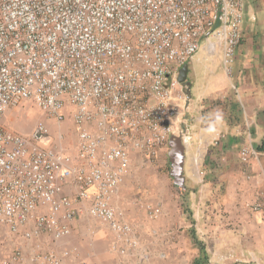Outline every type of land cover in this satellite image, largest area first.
Returning a JSON list of instances; mask_svg holds the SVG:
<instances>
[{
	"label": "built area",
	"instance_id": "obj_1",
	"mask_svg": "<svg viewBox=\"0 0 264 264\" xmlns=\"http://www.w3.org/2000/svg\"><path fill=\"white\" fill-rule=\"evenodd\" d=\"M243 22V0H0V229L58 244L79 217L93 218L117 235L113 252L137 250L113 204L132 156L154 161L172 139L190 89L180 73L203 42L231 75ZM27 102L58 126L71 119L75 154L46 121L29 135L1 125ZM252 154L244 148L242 161ZM73 254L13 247L1 264H67Z\"/></svg>",
	"mask_w": 264,
	"mask_h": 264
},
{
	"label": "crops",
	"instance_id": "obj_2",
	"mask_svg": "<svg viewBox=\"0 0 264 264\" xmlns=\"http://www.w3.org/2000/svg\"><path fill=\"white\" fill-rule=\"evenodd\" d=\"M243 2L242 41L231 75L222 67L221 53H211L203 42L187 65L190 89L172 120V139L154 161L132 156L113 200L115 207L126 212L139 248L128 256L113 252L117 235L103 222L82 217L73 223L71 235L58 244L44 234L26 240L1 228L2 236L9 234L4 237L6 246L25 253L75 250L67 264H264V0ZM16 110L6 112L2 125L29 135L34 126L22 132ZM42 119L49 118L43 114ZM49 124L56 123L51 120ZM59 128L62 131L66 126L63 123ZM52 134L68 153L73 152L65 148L66 133ZM244 148L253 151L247 163L240 155ZM164 156L170 183L155 175ZM142 180L150 185L151 195L142 197V202L161 209L156 219L141 211L142 202L139 206L136 201L133 189ZM175 185L184 193L183 204L194 199V206H199L191 216L174 209ZM189 220L196 228H191Z\"/></svg>",
	"mask_w": 264,
	"mask_h": 264
},
{
	"label": "rangeland",
	"instance_id": "obj_3",
	"mask_svg": "<svg viewBox=\"0 0 264 264\" xmlns=\"http://www.w3.org/2000/svg\"><path fill=\"white\" fill-rule=\"evenodd\" d=\"M27 103L30 104V107L27 105ZM27 103L23 104L21 107L15 108L17 110L14 112L15 113V117L20 119V121L22 122V126H23L22 129H21L22 132L29 131L30 127H33V126L35 127L36 123L39 122V121H45V120L42 119L43 113L41 112V110L35 104H33L32 102H27ZM34 121H35V124H34ZM46 122L49 124V123H51V120L50 119H46ZM64 124H65L66 128H65V130L62 129V131L60 130V128L57 125V123L55 125L54 124H52V125L49 124V126H52V127H50V129H51V131L53 133H58V132H59V134L61 132L66 133V135H65L66 140L64 141L66 147H65V145H64V147L66 149H68V150L73 149V152H71L73 154L75 152L76 137H75V135L73 133V130H72L71 119L68 118ZM1 125H2V123H1ZM2 126H4V125H2ZM56 140H58V138H56ZM163 158L164 159H163V162H162V166L159 167V170L157 171V173L155 175H157L158 177L159 176L160 177L163 176V178L167 179L168 182L170 183V182H172V180H170V178H169L170 170H169V166H168V160H167V158L165 156ZM164 182H165V180H162V183H164ZM149 186H150L149 184L145 183L142 180L141 184H139L137 187H134V189H133L134 190V194H135L137 203H140L139 206L141 205V202H142L141 198L142 197H145V198L151 197V195H150V187ZM173 188L175 190V195H176L175 203L173 204V206H175L174 207L175 210H177L178 212H184V213L188 212V214H190V216H191L195 210L200 209L199 206H194V199L192 201H190L189 205L188 204H183L181 202L182 201L181 198H182V194H184V193L181 192L179 190V188L176 187V185ZM146 203H144V200H143L141 208H139L141 211H143V210L146 211V207H145L147 205ZM161 205H162V203H161ZM142 206H143V208H142ZM205 209L206 210L210 209L209 204L205 205ZM146 213H147V211H146ZM179 222H181V221H179ZM188 223L190 225H192V227H191L192 229L196 228V225H195V223L192 220H189ZM187 225H185V226H187ZM4 237L5 238L9 237V234H7L6 236H2L0 234V264H1V260L5 259L10 254L11 249L13 248L10 245L6 246V242H7L6 240L7 239H5ZM194 241L195 242L197 241L196 244H198V240H195V237H194ZM202 242H205V241L202 240Z\"/></svg>",
	"mask_w": 264,
	"mask_h": 264
},
{
	"label": "water",
	"instance_id": "obj_4",
	"mask_svg": "<svg viewBox=\"0 0 264 264\" xmlns=\"http://www.w3.org/2000/svg\"><path fill=\"white\" fill-rule=\"evenodd\" d=\"M181 76H180V81L182 82V83H187V76H188V66H185L183 69H182V71H181ZM188 84V83H187ZM188 86H189V84H188ZM190 87V86H189ZM180 183V182H179ZM178 183V184H179Z\"/></svg>",
	"mask_w": 264,
	"mask_h": 264
},
{
	"label": "flooded vegetation",
	"instance_id": "obj_5",
	"mask_svg": "<svg viewBox=\"0 0 264 264\" xmlns=\"http://www.w3.org/2000/svg\"><path fill=\"white\" fill-rule=\"evenodd\" d=\"M176 167V166H175Z\"/></svg>",
	"mask_w": 264,
	"mask_h": 264
}]
</instances>
